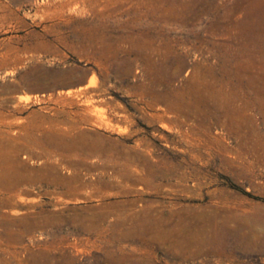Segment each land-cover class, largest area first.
Masks as SVG:
<instances>
[{
    "label": "rangeland",
    "instance_id": "1",
    "mask_svg": "<svg viewBox=\"0 0 264 264\" xmlns=\"http://www.w3.org/2000/svg\"><path fill=\"white\" fill-rule=\"evenodd\" d=\"M0 264H264V0H0Z\"/></svg>",
    "mask_w": 264,
    "mask_h": 264
},
{
    "label": "bare ground",
    "instance_id": "2",
    "mask_svg": "<svg viewBox=\"0 0 264 264\" xmlns=\"http://www.w3.org/2000/svg\"><path fill=\"white\" fill-rule=\"evenodd\" d=\"M199 17V16H198ZM153 23V22H152ZM155 24V23H154ZM160 27H161V25H160ZM165 27V26H164ZM152 28V27H151ZM163 28V27H162ZM146 29V28H145ZM158 29V28H157ZM194 29V28H193ZM156 30V29H155ZM190 30L191 29H189V32H190ZM196 31V30H195ZM155 33H157L158 35H163L164 33H168L167 32V28H165V29H160V30H158V31H156ZM173 33V32H172ZM176 33V32H175ZM179 33V32H178ZM177 33V34H178ZM199 33V32H198ZM187 36V35H186ZM185 36V37H186ZM190 37V36H189ZM188 37V38H189ZM162 38V37H161ZM203 39H205V38H203ZM181 40H183V39H181ZM193 39H191V41H192ZM182 42V41H181ZM176 43H177V40H176ZM204 43V42H203ZM177 45V44H176ZM187 46H189V45H187ZM198 46V45H197ZM160 47V46H159ZM201 47V46H200ZM199 47V48H200ZM169 48H172L173 49V51L172 52H178L177 50H180V49H183V47H179V46H175V45H170V47ZM187 48V47H186ZM185 49V48H184ZM167 50L168 49H166L165 51H164V53H166L167 52ZM199 50V49H198ZM201 50H203V49H201ZM194 52V51H193ZM198 53V52H197ZM157 54V53H156ZM161 54V53H160ZM168 54V53H167ZM189 54H190V52H189ZM169 55H170V53H169ZM174 55V54H173ZM193 55V54H192ZM147 56V55H146ZM149 56V55H148ZM157 56V55H156ZM171 56V55H170ZM164 57V56H163ZM172 57V56H171ZM181 57V56H180ZM192 57V56H191ZM191 57H189V58H191ZM226 57V56H225ZM153 58V57H152ZM185 58V57H184ZM147 59V58H146ZM191 60V59H190ZM152 61V60H151ZM176 61V60H175ZM148 62V61H147ZM192 62V61H191ZM183 63V62H182ZM199 63V62H198ZM184 65V64H183ZM191 65V64H190ZM195 65V64H194ZM204 65V64H203ZM167 66H169V64H168V61L167 60H162V62H159V64H158V66H155V68H159V70H160V72H162L161 70H162V68H164V67H167ZM182 67V66H181ZM176 68H177V65H176ZM197 68V67H196ZM209 68V67H208ZM213 68V67H212ZM193 69V68H192ZM152 70H153V68H152ZM172 71V70H171ZM153 72V71H152ZM189 74V73H188ZM177 75V74H176ZM165 77V76H164ZM179 77V76H178ZM168 80V79H167ZM179 80V79H178ZM204 84V83H203ZM164 85V84H163ZM173 90H174V87H173ZM83 91V90H82ZM80 89L78 90V94L79 95H82L83 93H85V92H82ZM86 94V93H85ZM84 94V95H85ZM79 95H77V96H79ZM88 96V95H87ZM177 95H175V97H176ZM86 97V96H85ZM84 98V97H83ZM88 98V97H87ZM176 99V98H175ZM86 99H83V101H85ZM160 100V99H159ZM174 100V99H173ZM178 100V99H177ZM86 102V101H85ZM87 103H89V102H87ZM171 103V102H170ZM169 106V105H168ZM167 108V107H166ZM165 108V112L167 113V111H168V108L166 109ZM171 111V110H170ZM186 114V113H185ZM188 115V114H187ZM153 116L155 117V118H157V116H163L162 114H160L159 112H155V113H153ZM184 118V117H183ZM185 122V121H184ZM132 163H130V166L132 167ZM130 168V167H129Z\"/></svg>",
    "mask_w": 264,
    "mask_h": 264
}]
</instances>
